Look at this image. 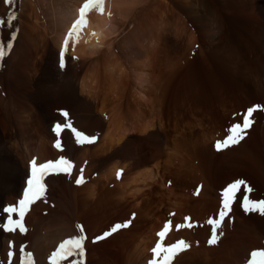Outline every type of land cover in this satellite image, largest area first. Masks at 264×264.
<instances>
[{
    "label": "bare ground",
    "instance_id": "6f19581e",
    "mask_svg": "<svg viewBox=\"0 0 264 264\" xmlns=\"http://www.w3.org/2000/svg\"><path fill=\"white\" fill-rule=\"evenodd\" d=\"M31 1L25 2L22 15L18 0H0V20L5 21L0 25V43L14 36L12 52L6 47V55L0 59V224L7 221L3 208L24 198L30 162L35 159L37 164L46 163L58 156L56 160L64 157L73 167L66 175L58 169L49 172L59 184L52 190L56 203L50 214L54 229L45 236L38 233L35 222L45 216L41 210L44 207L34 203L39 200L25 209L21 220L33 240L26 249L35 250L40 264H45L44 258L62 240L80 235L78 225L83 227L86 264H148L153 259L152 248L160 239L157 233L168 221L172 231L163 243L185 240L191 245L179 252L172 264L246 263L249 252L262 245L264 219L259 220L257 229L249 226L252 220L248 226L235 222L236 229L232 228L236 231H231L232 224L224 218L213 245L208 243L212 233L208 220L216 218L221 208L218 190L240 178L247 151L250 162L260 166L264 177V153L259 147L253 151L251 144L245 153L242 143L221 153L215 147L228 135L229 116L247 100L248 84L264 99V42L254 45L247 59L241 60L239 52L223 60L219 56V71L206 64L207 68L180 86L178 46L186 35L180 33L183 27L173 34L163 24V19L173 14L167 6L173 2L155 0L154 9L141 10L133 27L123 23L119 32L121 28L117 30L109 23H114L116 15L128 19L140 0H104L103 14L97 9L89 11L86 26L78 36L73 34L65 49L61 41L80 18L78 8L69 10L68 17L64 14L57 25L50 22L54 26L51 32L56 33L51 42L50 29L34 12L39 6ZM192 1L185 2L193 5ZM240 1L256 15L258 0ZM12 14L17 18L9 25ZM114 31L121 35L119 43L116 39L109 41ZM184 31L188 34L189 30L185 27ZM193 39L192 35L190 42ZM200 50L201 55H207ZM215 51L210 52L212 56H217ZM61 109H69L73 121L64 118ZM58 122L70 123L95 137L94 142L77 143L70 129L57 137L54 128ZM259 130L264 148V125ZM185 218L190 220L186 222ZM115 224L129 226L96 239ZM177 225L183 227L176 230ZM251 232H258L259 239L250 238ZM24 239L19 229L8 232L0 228V264H6L9 257L15 259L13 264L21 263Z\"/></svg>",
    "mask_w": 264,
    "mask_h": 264
},
{
    "label": "rangeland",
    "instance_id": "374dc122",
    "mask_svg": "<svg viewBox=\"0 0 264 264\" xmlns=\"http://www.w3.org/2000/svg\"><path fill=\"white\" fill-rule=\"evenodd\" d=\"M35 1L32 0L30 3L34 2L33 5H36V7L39 6L38 9L36 8L38 12H36V11H34V12L36 13V15L38 13L41 15L42 18L39 17L40 20H41L40 22L42 23V21L43 22L45 21L44 25L47 26L48 30L50 29V31H49V33H50L49 40H51V42L56 37V33L51 32V29L54 28V26H52L51 23H53V25L54 24L57 25L58 22H60L62 19H64L65 17H68V15H69L68 12H70L74 8H78V10L80 11L81 7L85 3V0H35ZM145 1L146 2H144V0H140L141 3L140 2L137 3V5L138 4L139 5L138 6L136 5L137 8L135 9L134 12H132L131 15L128 16V19L126 17L125 18H119L116 15L115 16L116 18L114 17L112 19V21L114 20V23L111 21L112 23H109V25L111 26L113 24V26H115L116 29L118 27L121 28L120 30H119V28L117 29V30H119V32L122 30L123 26L121 24H123V23H125V25L127 23V25H130L131 27H133V25H134L133 21H134V18L137 17V15L139 16V14H141L144 9H151L152 6H153V9L156 7V3L154 2L155 0H145ZM169 1L171 3L173 2L172 3L173 6H172V4H169V2H168L167 6L170 5L171 7H169V8L174 10L173 11L174 16L172 14L171 15L172 17L170 16V18L169 17H165L163 19V20H165V21H163L164 22L163 24H164L165 27L169 28V30H171L170 32H172L173 34L177 33V31H179L180 28L183 27L180 30L181 32L180 31L179 32L181 34L183 32V34L186 35V36H184V39H182L179 42L182 45V50L179 48V47H181L180 44L178 46L179 64L181 62V64L179 65L180 69H179V72H178V82H179L180 86H182V85L184 86V83L186 82L187 78H189L190 76H193L194 73L199 74L204 68H207V65H209L211 70L213 69L214 71H219V62L217 61V59H219V56L223 60V59H225L224 57L227 56L228 54H230V57H232V55H234V54L237 55L238 52L240 53V51H242V53H240V54L238 53V56H240L239 58L241 60H243L246 57L250 58L251 57L250 53H251V50L254 47V45H256L257 43L261 44V42L262 43L264 42V38H263L264 35H261V34H264V0H258L257 1V4H256V9L257 10H256V13H255L256 15H254V14L252 15L250 10L248 8H245L246 6L243 7L242 4H241L242 2L240 0H223V1H226V2H222V0L221 1L220 0H211V1L210 0H206V1L205 0H200V1L198 0L199 2L197 0H193L192 2H190L193 5L185 2L187 0H169ZM25 2L27 4L28 0H25V1L24 0H18V7H20L19 11L22 12V10L24 9L23 10V12H24L26 10ZM152 2L155 3V5ZM193 2L196 5H194ZM213 2H214V4H213ZM198 3H199V5H198ZM229 4H230V6H228ZM250 4H248L247 7H252ZM191 6H192L193 9L191 8ZM220 6H221V8H220ZM235 6L238 9H236ZM240 6H242L243 8L240 7ZM212 7H214L215 9L217 8L216 11H218L219 14L215 15L217 12L214 11ZM218 7L220 8L221 11L219 10ZM223 7L225 8V10H223L224 9ZM226 8H227V10H226ZM230 8H231V10H230ZM239 8L241 9V12H240ZM242 9H244V10H242ZM245 9H246V11H245ZM92 10H94V9H92ZM23 12L21 13L22 15H23ZM137 13H139V14H137ZM220 13H223V14H220ZM39 14H38V16H40ZM220 15L222 17H220L221 20L219 21V20H217V18ZM211 17L216 19V21H214V19H212ZM46 18H47V21H46ZM131 18H133V20ZM166 18H167V20H166ZM178 18L181 19L180 22H179ZM124 19H126V22L123 21ZM212 21L217 22V23H214ZM48 23L51 25V26L49 25L50 28L48 26ZM116 24L118 26H116ZM168 24H170V25H168ZM177 24H179V26ZM185 27L187 28V30L190 31V33H189V31H188V34L185 33V31H184ZM212 27H213V29H212ZM109 29L111 30V27ZM209 31H211L210 34H209ZM115 32L116 31H114V34L112 33V35L110 34L109 41H112V40L116 39L115 41L119 43V41L121 40L120 39L121 35H120L119 32H116L117 34ZM192 35H193V38H194L193 40L194 41L190 42V39H191ZM65 40H66V37H64L63 40L61 41V45L65 46V44H64ZM70 42L68 40V44L69 45L71 44ZM69 45H67V46H69ZM200 48H202V50L206 52V53L205 52L204 53L207 54V55H201ZM232 48H234L236 50H234V49L232 50ZM10 50H9V52H10ZM212 50H216L217 51V56H216V54L213 55L214 57L211 55L210 52ZM234 51H237V52H234ZM11 52H12V50H11ZM11 52H10V54L8 53L9 57L11 55ZM64 52L66 53L67 51L64 50ZM68 54L71 55L72 53H68ZM203 56H206V57H203ZM247 86H248V88L251 87L250 89H247V92H246V99L247 100L244 101V103L242 104L240 110H237V111L233 112V115L231 114V116H229V118L227 120V124H229L227 126V131L233 124H235L237 122H242L243 117H242L241 114L245 113L248 108L253 107V106H260L255 112L252 113L251 120L253 121V123L251 124V127L249 129H247L246 135L244 136L243 139L240 140L239 143L231 145L230 147H225L222 150L217 151V153H221V151H224V150H226L228 148L231 149L233 146H239V145H242V144H243V146H242L243 149L241 148V150L244 153L246 152L245 151L246 149L248 150V149H250V147L252 148L251 144H253V148H252L253 151H256V148H257V151H258V147H259V150H261V153H264L263 145L260 144L263 141V137L260 135V132H259L260 131L259 127H261V125H264V103H263L264 99H263V97H261L258 94L254 93L256 91H254V92L251 91L252 90V84H250V85L248 84ZM63 111L67 113V116L64 115ZM70 112L71 111L69 109L68 110L61 109V113H63V115L65 116L64 118H68V119L73 121V117H70V116H72V114ZM60 116L63 117L62 115H60ZM228 135H229V133H228ZM39 139L40 138L37 139V144H39ZM247 153H248V151L246 152V154ZM246 154H245V158H244L245 162H244V164H242L243 165L242 173H240L241 176L238 179H242V180L246 181L247 185H249L253 189V191L252 192H247L244 188H241V190L237 193L236 200L232 204L231 210L228 213H226V215H225V219L226 220L228 219L230 221V225L232 224L231 228H230V229H232L231 231H236L233 228L236 229L237 224H241L242 222H243L242 223L243 226H248L250 224L251 220H252V223L249 226L250 227L253 226L254 229H257L258 228L257 225L259 224V220H263L264 219V214H261L258 211L246 212L241 207L244 195L249 196V198L251 200H264V177H263V175H261L260 166L258 164L256 165V163H251L252 162L251 161L252 158L250 160L249 154L248 155H246ZM55 155L53 154L52 156H55ZM56 158H54V159L50 158V159L51 160H56ZM253 158H255V155L253 156ZM44 163H45V161H42L40 164H44ZM61 173H62L61 175H66V172H64V171H62ZM236 175H237V173H236ZM53 177H55L53 174H49V175H47L45 177V179H47V180H45V182L43 184L46 187V192L41 196V198L34 200V201L39 200L37 202H34L35 205H40V206L44 207L41 210H42L43 215H45V216L42 217L40 219V221L35 222L37 224L34 223L35 225H37V229L38 230L40 229V231L37 230L38 233L40 232V234L43 235V236L47 235L49 233V231L51 230V228L54 229L52 227V226H54L53 222H52V220H53L52 218L53 217L50 216L52 209L56 208L55 200L52 197V193H54V192H52V190L55 189L56 186H57V188H59V184L58 183L56 184L55 180H53L54 179ZM260 177L262 179H260ZM235 180H237V178ZM235 180L233 179L229 183H232ZM258 180L261 181V182H258ZM229 183L224 185L223 188L221 187L218 190V192H217L218 195H219V199H221L220 202H222V192H223V190L225 189V187ZM48 185H50V186H48ZM51 187H52V189H51ZM201 190H202V188L199 191L201 192ZM43 196H44L45 199L43 198ZM42 201H44V202H42ZM54 204H55V206H54ZM35 205L31 204V207L35 206ZM31 207L26 208V209H30ZM58 211H59V213L61 212L60 208H57V212ZM60 216L62 217L61 221L63 222L64 221V217L61 214H60ZM47 217L48 218L50 217L48 219V221H47ZM50 219H51V221H50ZM247 220H248L249 223H246ZM43 221H44V223H43ZM237 221L238 222L240 221V222L238 223ZM38 223H41L42 225L41 224L38 225ZM42 227H43V229H42ZM28 230L29 229H26L25 231L21 232L22 236L25 238L23 240L24 243H22V244H24V245H22V246H24L23 247L24 250L20 251V253H19V255L21 254L20 258H21V256H22V258L19 261L21 263H19V262L18 263L19 264H38L39 259L36 258L37 255L35 254V250L30 249L28 251L26 249L27 247H29L33 243L32 242L33 240L30 237L31 235H29ZM217 231H218V228H217ZM217 234H218V232H217ZM249 234H250L249 237L252 238V239H255V240L259 239V237H260L258 232H255V233L251 232ZM73 236H75V235H73ZM262 241H263V243H262ZM262 241H261V244L264 246V239H262ZM262 245H261V247H259L260 249L259 248L253 249L251 252L259 251V250L260 251H264V249H263L264 247ZM57 246L54 248V250H56ZM54 250H52L51 252H53ZM29 252L32 254L31 257H29L27 255V253H29ZM251 252H249V256L247 258V261H245L246 263H244V264H247L248 260L251 259ZM50 255L51 254H49L48 256H46L44 258V263L45 264H49ZM84 255H85V252H84ZM8 259L6 260V264H11V263L13 264V262L15 261L14 258H12V260H11V257H9ZM258 259L260 260L259 257H257V260ZM37 260H38V262H37ZM68 260H65L63 262V264H73V258H69ZM75 261H76V264H86L85 256H82V257L77 256V257H75ZM1 264H2V262H1ZM3 264H5V263H3ZM39 264H40V262H39Z\"/></svg>",
    "mask_w": 264,
    "mask_h": 264
},
{
    "label": "snow or ice",
    "instance_id": "6c2138e0",
    "mask_svg": "<svg viewBox=\"0 0 264 264\" xmlns=\"http://www.w3.org/2000/svg\"><path fill=\"white\" fill-rule=\"evenodd\" d=\"M8 3H11L12 0H7ZM92 9H97L101 14L104 12V0H85L84 5L80 9V18L75 21L72 25L71 30L68 33V36L65 40V49L67 48L68 40L71 39L73 34L79 35L82 27L86 26V15ZM17 17L15 14H12L9 17V25L12 21H14ZM5 21L0 20V25H4ZM14 39V36L9 38V41L6 43H0V59L4 58L6 55L5 48H11L12 43L11 40ZM65 66L64 63V55L61 54L60 67L63 68ZM260 106H253L247 109V111L242 115V122H237L233 124L229 129V135L222 141H217L215 144L216 149L222 150L225 147H230L231 145L237 144L241 139L246 135L247 129L251 127L253 121L251 120L252 113L255 112ZM67 116V113H64ZM64 129H70L74 137L76 138L77 143H92L95 140V137H89L81 131H78L70 123L65 122L63 125L59 122L55 125L54 131L59 137L60 133ZM57 147H61L59 140L57 141ZM73 164L70 160L61 157L59 160L48 161L44 164H37L36 160L33 159L30 162V174L27 179V187L24 190V198L18 201V204L9 205L3 208V213L7 214L6 223L0 224V228L6 229L8 232H14L19 229L21 232L25 231V227L21 224V220L25 215V209L29 208L31 203L34 202L35 199L41 198V196L46 192V187L43 184V178L49 174V172L53 169H58L60 171L70 173ZM82 181L81 178L76 180L77 184H80ZM244 188L247 192H252L253 189L247 185V182L242 179H237L232 183H229L222 192V205L217 214L216 218H210L208 220V224L212 226V233L208 240L209 245H213L217 243V228L221 225L222 221L225 218L226 213L231 210L232 204L236 200L237 193ZM241 207L246 212H254L258 211L261 214H264V200H251L249 196H243V202ZM16 217V218H14ZM186 222L190 220V218H185ZM128 224H115L110 232H105L102 236L97 237L96 239H103L108 235L124 228L128 227ZM183 225H177L176 230H179ZM79 229L80 235L70 236L67 239L62 240L57 246L56 250L53 251L49 257V264H63L65 260L69 258H73V264H76L75 257H82L84 254L83 248V227L77 226ZM172 231L171 221L166 222L164 228L157 233L160 238L156 243L155 247L152 248L153 259L148 262V264H172L175 256L179 254L181 251H185L191 247V245L185 240H178L173 244H164L163 241L166 239L168 233ZM23 251V249H21ZM10 255H12L10 253ZM29 257H31V253H27ZM257 257L260 260H257ZM247 264H264V251H253L251 252V259L247 262Z\"/></svg>",
    "mask_w": 264,
    "mask_h": 264
}]
</instances>
